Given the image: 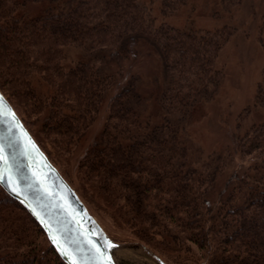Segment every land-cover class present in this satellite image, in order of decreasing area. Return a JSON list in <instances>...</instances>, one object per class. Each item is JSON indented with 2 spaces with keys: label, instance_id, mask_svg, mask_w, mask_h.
I'll use <instances>...</instances> for the list:
<instances>
[{
  "label": "trees",
  "instance_id": "trees-1",
  "mask_svg": "<svg viewBox=\"0 0 264 264\" xmlns=\"http://www.w3.org/2000/svg\"><path fill=\"white\" fill-rule=\"evenodd\" d=\"M38 1L0 0V93L88 210V225L100 223L91 208L101 209L169 264H264V123L209 153L188 137L196 106L221 86L215 59L233 28L157 22L190 0H50L31 14ZM240 1L220 0L223 9ZM138 37L162 61L157 121L138 74L122 75ZM67 48L78 52L68 63ZM254 103L264 105V65ZM102 112L73 178L59 157L70 161ZM0 264H68L1 186Z\"/></svg>",
  "mask_w": 264,
  "mask_h": 264
},
{
  "label": "rangeland",
  "instance_id": "rangeland-1",
  "mask_svg": "<svg viewBox=\"0 0 264 264\" xmlns=\"http://www.w3.org/2000/svg\"><path fill=\"white\" fill-rule=\"evenodd\" d=\"M49 1L36 2L30 13L40 12ZM160 21L179 28L190 26L213 30L223 25L233 28L215 59V67L223 74L221 86L212 99L196 106L188 127V137L195 145L204 153L233 147L235 137L243 136L255 125L264 123V105L254 103L264 65V0H241L230 9H223L220 0H190L176 13L158 14L157 22ZM130 44L132 47L127 56L120 59L125 69L122 75L125 78L129 71L138 74L136 90L145 97L150 118L157 121L156 96L164 82L160 55L144 37H138ZM67 53V63L68 59L78 54L72 50ZM104 114L100 113L87 129L74 147L70 161L67 162L65 156L59 157L73 178L76 174L75 162L99 135ZM91 210L100 220L99 223L91 217L92 228L114 263L169 264L164 257L133 239L125 229L116 226L103 210L94 207ZM84 213L86 217L90 216L88 210L85 209ZM85 224L88 225L87 222Z\"/></svg>",
  "mask_w": 264,
  "mask_h": 264
},
{
  "label": "water",
  "instance_id": "water-1",
  "mask_svg": "<svg viewBox=\"0 0 264 264\" xmlns=\"http://www.w3.org/2000/svg\"><path fill=\"white\" fill-rule=\"evenodd\" d=\"M0 186L19 199L68 264H116L83 206L0 93Z\"/></svg>",
  "mask_w": 264,
  "mask_h": 264
},
{
  "label": "snow or ice",
  "instance_id": "snow-or-ice-1",
  "mask_svg": "<svg viewBox=\"0 0 264 264\" xmlns=\"http://www.w3.org/2000/svg\"><path fill=\"white\" fill-rule=\"evenodd\" d=\"M2 105H3V102H2V101H0V107H2ZM0 152H2V149H0ZM0 159H3V157H2V156H0ZM98 264H100V262H98Z\"/></svg>",
  "mask_w": 264,
  "mask_h": 264
}]
</instances>
